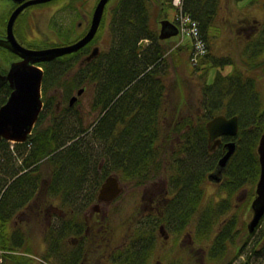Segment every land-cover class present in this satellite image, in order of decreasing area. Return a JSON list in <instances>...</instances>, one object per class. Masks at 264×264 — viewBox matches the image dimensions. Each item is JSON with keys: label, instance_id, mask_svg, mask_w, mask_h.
<instances>
[{"label": "trees", "instance_id": "trees-1", "mask_svg": "<svg viewBox=\"0 0 264 264\" xmlns=\"http://www.w3.org/2000/svg\"><path fill=\"white\" fill-rule=\"evenodd\" d=\"M164 1L117 0L112 7L110 47L95 66L89 65L77 72L82 80L85 78L94 85L92 107L100 113L94 122L85 123L83 116L78 115L70 126L66 116H71L75 107L70 106L68 98L77 89L78 80L67 79L70 85L61 86L60 82L65 80L55 77V73L56 65L63 61L56 59L42 63L47 66L43 79L45 104L38 122L26 141L3 139L0 142V264L7 256L4 260L10 258L14 260L12 264H20L13 241L17 238L13 233L16 231L13 219L23 208L38 207V192L48 191L49 198L56 196L59 206L66 211L74 208V221L83 223L89 204L98 198L100 186L111 172H117L126 182L141 186L158 180L156 174L175 179L181 175L187 159L201 160L202 173L197 180L201 193L195 199L187 195L186 206L189 207L191 202L193 206L202 205L201 238L206 259L216 264H231L230 251L236 249L238 254L244 243L248 244V239L251 250L264 257V228L255 239L256 231L249 233L245 225L247 233L242 236L240 204L237 206L235 199V192L246 185L244 179L248 176L253 187L244 204L251 211L247 206L251 207L256 197L260 176L258 144L264 132V95L257 79L238 71L233 54L220 57L213 52L214 35L222 36L227 30L225 20L220 19L225 0H185L184 11L199 21L201 36L207 44L206 56L191 63L190 75L192 79H198L201 97L197 111L191 110L194 115L176 110L178 113L174 111L171 123L166 122L165 102L168 73H171L167 57L168 39L160 38V32L152 22V18H156V22L159 19L153 17L155 5H164L170 0ZM239 1L232 0L233 4ZM247 3L248 7L264 11V0H249ZM161 10L164 14L165 8ZM253 38L244 50V58L252 68L264 65V59L257 61L264 50V33ZM146 39L148 43L144 45ZM186 45L193 55L192 44ZM187 47L184 45L185 53ZM177 51L179 54L180 50ZM182 55L179 56L182 58ZM229 64L237 72L235 68L227 73L221 71ZM216 68L212 78V71ZM53 82L64 88L67 104L61 111L57 100L62 96L53 90ZM181 83L179 76L178 84ZM184 91L180 92L182 96L187 95ZM10 93V86L0 88V106ZM220 113L239 116L237 136L240 145L226 169V189L230 196L220 200L214 197L205 199L207 172L216 169L226 152L222 146L211 149L207 130V122ZM44 118H50L48 124H42ZM65 120L67 128L63 126ZM164 126L171 129L169 151L163 150ZM45 161L50 168L47 175L42 170ZM233 167L235 171L231 170ZM175 185L178 189V180ZM203 202L208 204L203 206ZM64 217V224H67L69 220ZM162 220L160 217L159 222ZM106 222L113 221L108 217ZM134 232L139 264H149L148 257L158 243V228L139 220L129 231V238ZM28 246L23 245L21 250L29 252ZM24 256L30 258H26L23 264H31L28 261L36 259L35 256ZM46 261L41 263L54 264Z\"/></svg>", "mask_w": 264, "mask_h": 264}, {"label": "flooded vegetation", "instance_id": "flooded-vegetation-1", "mask_svg": "<svg viewBox=\"0 0 264 264\" xmlns=\"http://www.w3.org/2000/svg\"><path fill=\"white\" fill-rule=\"evenodd\" d=\"M98 2L99 0H92V2L91 0H0V39L7 40L10 31H12L20 45L32 50L76 43L90 30ZM116 2L117 0H108L103 17L106 16L107 12H111ZM91 3L94 6L93 10L90 9ZM15 11L18 12L12 20L11 18ZM103 23L104 19L99 24L93 38L86 44L74 51L52 59L63 61V63L56 65L55 73V77H62L65 80L60 82L61 86L70 85L69 82H66L67 79L77 78L78 80L77 89L68 98L69 104L71 97L77 94L80 88L84 87L82 92L84 93L91 86L90 81H85V78L81 79L80 73H77L79 69L87 68L89 65L95 66L97 60L110 47V41L107 43L108 48L102 45L103 42H100L105 41L102 37ZM95 49L96 55L90 58ZM20 60H22V57L19 54L0 44V72L2 74L9 71L13 62ZM52 60L37 61L34 64L41 66L46 73L47 66L42 63ZM66 60L70 62L67 63ZM4 85L10 86L12 91L9 81L0 83V88ZM53 86L55 87L53 90L59 91L62 96L57 101L59 103L62 101L66 102L64 88L58 87V84L55 85L54 82L52 83ZM79 99L80 95L77 101ZM64 106H66V103L58 107L59 111ZM163 128L165 131L170 129L169 126ZM163 135V147L164 142H166V148L170 149L169 133L167 132L166 135L163 133ZM231 140H236L238 145H240V139L237 135L225 134L221 136V142L215 148H212L214 142L211 141V149L214 150L222 146L226 151L227 147L225 144ZM185 163L186 166L181 170V175L175 179L168 176L164 177L163 184L157 189H153L156 191L151 193V198L143 206L137 208L125 221L121 218L120 222L116 224L106 222L108 217L111 218V214L108 211L102 213L103 208L100 206H93L94 213L85 212L86 222L76 223L74 221L76 219L72 215L74 208L66 211L59 206L56 196L49 198L50 193L48 191L38 192V207L23 208L16 213V217L13 219V229H16L13 233L17 236L13 241L17 247L16 253L20 254L18 259L26 260V258L30 257L24 255L33 256L34 254L31 250L27 252L21 250V248L25 244L29 245V241L37 237V234H32L27 230V224L30 219L36 216L33 213L35 211L38 217H43L46 214L48 221L46 220L45 222L46 227L37 244L38 246L43 244L46 249H43L40 255H36L38 257L35 256V261H28L33 264H42L41 261L47 262L46 260L54 264H139L138 243L135 232L132 233L133 237L129 238V231L139 220H144L148 225L158 228V243L153 247L154 250L148 257V262H151V264L153 262L155 264H202L204 257L201 238L202 208L200 205L199 207L193 206L192 202L189 207L186 206L187 195L191 199H195L201 193V189L197 184V180H199L202 173L201 160L187 159ZM234 169L233 167L231 170L235 171ZM214 170L207 172L208 183L206 191L211 190L217 184V186L220 185V189L218 188V191L213 192V194L218 195V197L220 195L219 200L229 197L230 193L226 189V170L221 181L213 182L209 179V174ZM115 174L119 176L121 182H125L120 174L117 172ZM155 177L162 178L159 174H156ZM176 180L179 182L178 189L175 185ZM187 180H189V184H187ZM244 182H246V185L238 188L235 192L236 205H239L240 201L244 199L242 198V195H244L242 193H245L250 186L248 176L245 177ZM123 192L124 188L120 193L121 196ZM142 200L144 201V196ZM111 202L104 201L107 204ZM248 208H251L253 212L252 204ZM64 216L69 220L67 224H64ZM160 217H163V222H159ZM156 223H158V226L155 225ZM257 228L255 229L256 234L259 230ZM255 231H249V233H254ZM247 242L249 246L250 240L248 239ZM246 245L244 243L243 251ZM239 254L240 252L236 254V257ZM7 257L1 259L2 264H5L7 260H4V258Z\"/></svg>", "mask_w": 264, "mask_h": 264}, {"label": "rangeland", "instance_id": "rangeland-1", "mask_svg": "<svg viewBox=\"0 0 264 264\" xmlns=\"http://www.w3.org/2000/svg\"><path fill=\"white\" fill-rule=\"evenodd\" d=\"M247 2H249V0H240L239 2L234 3V4L232 0H225L223 2L225 7L221 12L222 15L220 16V19L225 20L227 30L222 36L221 35L216 36L217 34L214 35L212 48H213V52L218 54L220 57L223 55L233 54L236 58V62H237L236 66L238 68V71L242 72L245 75H249L255 78V80L257 79V84L259 86V89L264 95V65L260 67L252 68L251 65L247 63L246 58H244V53H245L244 50H245L246 45L250 41V39L253 40L255 39L253 37H256L257 35H261V33H264V11L260 10L257 7H248ZM170 3H172L171 0L169 1V3H165L164 5L154 4L155 5L154 7L155 16L153 17L158 16L159 19L156 22V18H152V22L153 24H155L156 29H158L159 32H161V28H162L161 20L165 18H167L170 21L175 20V16L178 11L176 7L171 6ZM93 7L94 6H92V3H91L90 9L93 10ZM163 7L165 8L164 14L161 10V8ZM103 19H104V23H103L104 28H103L102 37H103V40L105 41H100V42H103L102 45L108 48L107 43L111 41L109 29L111 31L112 16L108 12L105 17H102L101 22ZM261 26H262V32H260ZM167 39H168L167 57L170 63L171 73L170 74L168 73L169 86H168V92H167L168 94L167 102L165 103L167 104L166 118L168 117L167 118L168 120H166V122L171 123V120L175 116L174 111L177 112L176 110L182 113H187V114L191 113L192 115H194V112L192 111H197V104L201 97V89L199 87L200 85H199L198 79H196L195 77L192 79L190 75L191 63L194 61V59H193V55L190 54V48L187 47L188 45L186 44L187 43L193 44V41H194L193 37L187 34L186 35L181 34L178 36L173 35L170 38H165V40ZM181 41H184V42H181ZM177 42L181 44H178ZM147 43H148L147 39L143 41L144 45ZM184 45L187 47V53H185L186 51L184 50L185 49ZM177 50H180L179 54ZM181 53H183L182 58L181 56H179ZM205 56H206V53L203 54L202 58H204ZM262 59H264V50L258 57L257 61H261ZM234 68L235 67L232 64H229L221 71L223 73H227V72H231ZM216 71H217V68L212 71V74H211L212 78ZM234 71L237 72V69L235 68ZM179 76L182 79L181 84H178ZM212 78H210V80ZM200 80L202 79L200 78ZM182 89L183 90L185 89L187 95L182 96L180 94ZM94 96H95L94 86L91 84V86L87 88L85 92L82 93V95H80V99L78 101L77 100L75 101L73 105L75 109H72L71 116L67 114L66 117H67V120L68 119L70 120V126H72L73 123H75L73 121L75 117H78V115L83 116L85 123L94 122L96 120V118L100 115V113H99V110H95L92 107ZM64 103L67 104V102H63V101L60 103L58 102L59 107ZM49 120L50 118L42 119V124H45V123L48 124ZM63 126L64 128H67L68 122L67 121L64 122ZM164 127L166 128V126ZM170 130L171 129L167 131L166 129L165 135L167 134V132L169 133ZM169 136H170V133H169ZM163 150L169 151V149L166 148V142H164ZM103 163L104 161L102 162V164ZM42 170L44 171L46 175L49 173L50 168L46 161L43 163ZM112 174H115V172H112ZM163 180H164V177L161 179L158 178V180L149 181L147 184L141 185V186L136 185L132 182H126V181L122 182L124 186V192L122 196L120 195L118 198L114 199L112 202L110 201L111 202L110 204L104 203V201H101L97 198L89 204L87 212L94 213L93 209L95 205L98 204V206L103 208V210L101 211L102 213H105L106 211H108L109 214H111V220L113 221L112 224L119 223L121 218L125 221L127 218H129V216H131V214H133L136 211L137 208H140L141 206H143L146 203V201L149 198H151L150 197L151 193L156 191L153 189H157L158 187H160L163 184ZM219 187L220 185L217 186L216 184V186L212 187L211 190L206 191L205 199H208L209 197L211 198L214 197L215 199L219 200L220 195L218 197V195L213 194V192L218 191ZM252 187L253 186L250 185L249 188H247L246 190L247 193L246 192H245L246 194L242 193L244 194L242 195V198L244 199H242L241 201L239 200L240 206L238 208H239V215L241 216L239 227L241 229V235L242 236L244 235V237H245V234L247 233V231L244 230V227L245 225L247 227V223L250 222L253 216V212L250 211L249 209L247 210L244 204V202L249 197V190L252 189ZM143 196H144V201L142 200ZM207 204L208 203L203 202V206H206ZM201 208H202V205H201ZM33 213L36 216H33L30 219L29 223L27 224V230H29L32 234H37V237L29 241L30 242L29 246L26 249L31 250L35 254V255L33 254V256H36V255H40L43 249H46L44 248L43 244L42 246L41 245L38 246L37 244L39 242L38 239L41 238L42 232L46 227L45 222L46 220L48 221V217L46 216V214H44L43 217L42 216L38 217L35 211ZM118 214L120 215L118 216ZM263 228H264V222L261 223L258 233L254 236L255 239L257 238V235L261 232L260 230H262ZM206 243H209V242H206ZM236 254H237L236 249H233L230 251L229 258L230 259L232 258L233 260L231 264H243L245 261H249L250 264H264V257L259 256L258 254H256L254 251L251 250V243L249 246L247 244L245 250L243 251L242 249V251L237 257H236ZM18 256L20 257L19 253L17 254V257ZM35 260L36 259L34 258V261ZM13 262H14L13 259H9L5 261V264H12ZM19 263L23 264L25 262L24 260H19ZM149 264H151V262H149ZM153 264L155 263L153 262ZM156 264H160V263H156ZM202 264H216V263L212 260L206 259V256H204L202 260Z\"/></svg>", "mask_w": 264, "mask_h": 264}, {"label": "water", "instance_id": "water-1", "mask_svg": "<svg viewBox=\"0 0 264 264\" xmlns=\"http://www.w3.org/2000/svg\"><path fill=\"white\" fill-rule=\"evenodd\" d=\"M107 2L108 0H99L94 11L90 30L76 43L32 50L20 45L15 39L12 31H10L7 40L0 39V44L9 47L22 57V60L13 62L9 71L4 74V77L10 82L12 91L6 102L0 107V142L3 139L18 142L26 141L44 108L42 84L45 71L41 66L34 64V62L52 60L57 56L74 51L90 41L99 27ZM17 12L18 11H15L13 13L12 20ZM161 24V39L169 38L179 33V28L173 21L165 18L161 20ZM95 55L96 49L92 52L90 58ZM83 90L84 88H80L78 93L71 97V105L75 103ZM239 128L240 123L238 115L227 116L224 113H220L213 116L207 122L209 139L214 142L212 148L220 144L222 135L228 134L236 136L239 132ZM225 145L227 150L219 159L215 171L209 174L210 180H222L228 163L237 149L238 142L236 140H231ZM258 153L260 176L256 186L257 194L252 201L253 216L248 223L250 232L255 231L264 217V134L261 136L258 144ZM123 188L119 176L110 174L101 184L98 199L101 201H112L120 195ZM96 206H98V204H96L95 207ZM243 264H250V262L245 261Z\"/></svg>", "mask_w": 264, "mask_h": 264}, {"label": "built area", "instance_id": "built-area-1", "mask_svg": "<svg viewBox=\"0 0 264 264\" xmlns=\"http://www.w3.org/2000/svg\"><path fill=\"white\" fill-rule=\"evenodd\" d=\"M184 1L185 0H172L173 5L178 11L175 21L179 26L181 34H187L193 37V62L196 63L201 58V56L207 52V44L201 36L198 21L193 19L191 15L184 11Z\"/></svg>", "mask_w": 264, "mask_h": 264}, {"label": "bare ground", "instance_id": "bare-ground-1", "mask_svg": "<svg viewBox=\"0 0 264 264\" xmlns=\"http://www.w3.org/2000/svg\"><path fill=\"white\" fill-rule=\"evenodd\" d=\"M7 73V72H6ZM6 73H4V74H6ZM4 74H2L1 72H0V83H6L7 82V79L4 77ZM264 134V132H262V134H261V136ZM261 138V137H260ZM209 141H210V139H209ZM259 141H260V139H259ZM210 143H211V141H210ZM215 171V170H214ZM213 171V172H214ZM213 172H210V173H213ZM213 180V179H212ZM213 182H216V180H213Z\"/></svg>", "mask_w": 264, "mask_h": 264}]
</instances>
